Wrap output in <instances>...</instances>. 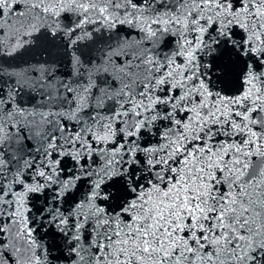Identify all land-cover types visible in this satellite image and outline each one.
Wrapping results in <instances>:
<instances>
[{
	"label": "snow or ice",
	"instance_id": "6c2138e0",
	"mask_svg": "<svg viewBox=\"0 0 264 264\" xmlns=\"http://www.w3.org/2000/svg\"><path fill=\"white\" fill-rule=\"evenodd\" d=\"M0 264H264V0H0Z\"/></svg>",
	"mask_w": 264,
	"mask_h": 264
}]
</instances>
